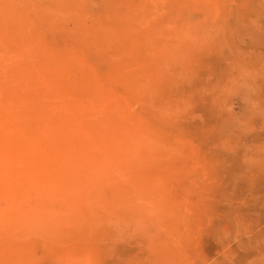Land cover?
I'll list each match as a JSON object with an SVG mask.
<instances>
[{
  "label": "rangeland",
  "instance_id": "rangeland-1",
  "mask_svg": "<svg viewBox=\"0 0 264 264\" xmlns=\"http://www.w3.org/2000/svg\"><path fill=\"white\" fill-rule=\"evenodd\" d=\"M0 264H264V0H0Z\"/></svg>",
  "mask_w": 264,
  "mask_h": 264
}]
</instances>
